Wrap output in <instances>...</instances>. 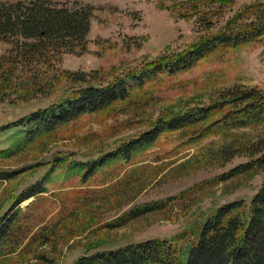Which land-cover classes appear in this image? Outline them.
<instances>
[{
  "label": "rangeland",
  "instance_id": "374dc122",
  "mask_svg": "<svg viewBox=\"0 0 264 264\" xmlns=\"http://www.w3.org/2000/svg\"><path fill=\"white\" fill-rule=\"evenodd\" d=\"M19 1L0 0V6ZM59 1L93 8L87 53L64 55L59 67L85 74L87 83L54 77L50 70L48 93L26 102L3 85L9 96L0 101V264H80L95 253L149 241L168 242L184 258L218 208L238 201L247 206L264 186V166L228 178L257 158L243 150L264 145V121L225 127L218 124L225 112L217 111L160 134L128 158L101 159L138 140L171 109L210 106L236 87L264 93V38L219 48L188 70L134 80L163 55L184 52L206 36L208 22L218 29L232 12L264 0ZM11 47L0 41V57ZM117 79L125 81L126 97L101 111L61 125L48 116L31 119L88 85ZM241 149L231 160L225 155ZM160 202L163 210L129 218L133 210Z\"/></svg>",
  "mask_w": 264,
  "mask_h": 264
},
{
  "label": "trees",
  "instance_id": "16d2710c",
  "mask_svg": "<svg viewBox=\"0 0 264 264\" xmlns=\"http://www.w3.org/2000/svg\"><path fill=\"white\" fill-rule=\"evenodd\" d=\"M79 5L59 0H20L16 4L0 6V41L12 46L0 57V101L9 96L3 94L6 89L3 85L21 92L22 95L16 100L22 102L45 96L48 86H53L54 83L52 79L45 82L50 70H55L54 77L64 75L75 84L87 83L85 74L61 72L59 69L64 55H83L88 50L93 8ZM198 10L197 13L205 14ZM202 21L206 20L202 18ZM208 23L205 26L209 31L206 36L184 52L163 55L140 75L134 76V80L141 84L149 73L157 75L166 72L172 75L188 70L219 48L236 47L264 38V1L232 12L225 25L218 29L211 30V22ZM126 93L127 86L123 79L107 85H88L74 93L57 109L40 110L32 114L31 119L40 121L48 116L53 124H65L87 112L107 108L115 101L124 99ZM217 111L225 112L218 123L225 127H244L251 122H262L264 93L256 88L236 87L224 92L210 106L171 109L153 129L144 132L138 140L105 156L101 163L120 156L128 158L138 147L153 143L160 134L205 121ZM241 151L242 149L236 150L230 154L226 152L225 155L231 160ZM244 151L250 158H257L232 170L228 178L264 166V154H261L264 152V145L261 142L244 148ZM95 164L88 167L87 173L91 174L96 169ZM31 197L32 195L27 196L24 200ZM24 200L18 202L16 207ZM164 208V202L157 203L152 208H137L130 213L129 218H139L149 211ZM126 221V218L121 219L119 226H123ZM4 230L0 226V232ZM181 255V250L168 242L149 241L115 252L95 253L90 259L81 258L79 263L264 264V186L247 206L243 201H238L218 208L205 220L184 258Z\"/></svg>",
  "mask_w": 264,
  "mask_h": 264
}]
</instances>
